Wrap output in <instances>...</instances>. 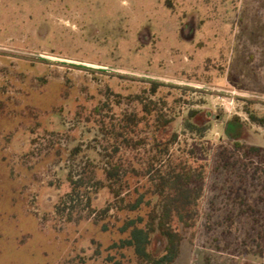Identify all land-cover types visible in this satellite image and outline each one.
<instances>
[{
	"label": "rangeland",
	"instance_id": "obj_1",
	"mask_svg": "<svg viewBox=\"0 0 264 264\" xmlns=\"http://www.w3.org/2000/svg\"><path fill=\"white\" fill-rule=\"evenodd\" d=\"M248 112L264 116V0H0V264H137L112 247L150 207L102 218L87 197L111 202L92 185L110 161L147 166L155 134L203 175L171 264H264V127ZM110 131L143 144L115 153ZM69 175L86 186L57 212Z\"/></svg>",
	"mask_w": 264,
	"mask_h": 264
},
{
	"label": "trees",
	"instance_id": "obj_2",
	"mask_svg": "<svg viewBox=\"0 0 264 264\" xmlns=\"http://www.w3.org/2000/svg\"><path fill=\"white\" fill-rule=\"evenodd\" d=\"M252 122L264 127V116L254 112H248ZM142 117L131 114L124 118L127 126L137 125ZM156 133L171 123V119L158 118ZM192 128L198 129L191 124ZM106 133V132H105ZM107 134V133H106ZM114 136L113 151L119 153L123 149L137 150L142 141H133L129 137H123L121 133L110 131ZM124 138L118 142L119 137ZM176 139L173 134L170 140L161 141L157 134L151 142V155L147 166H125L122 159L110 161L105 170V181H96L92 185L94 192L102 188H108L112 195V201L102 209L92 208L93 195L87 197V206L92 213L105 218L113 209L135 213L147 204L150 207L146 215L139 213L135 217H128L121 225L120 232L123 237L115 242L112 248L133 250L137 264H171L180 254L182 234L178 223L183 228H191L195 225L199 214V200L203 194V177L200 170L191 167L186 161L175 160L171 154V146ZM146 144V142H145ZM257 150V149H256ZM131 178H136L133 185ZM146 179L148 189L141 180ZM71 190L61 197L56 205V211L60 212L67 208L69 202H75L81 196V190L86 185L83 179H75L69 175ZM88 188V189H91ZM128 189V191H126ZM146 189V190H145ZM150 195V199H146ZM155 200V201H154ZM104 230H108L105 225ZM159 233L165 240L162 253L152 250L154 235Z\"/></svg>",
	"mask_w": 264,
	"mask_h": 264
}]
</instances>
